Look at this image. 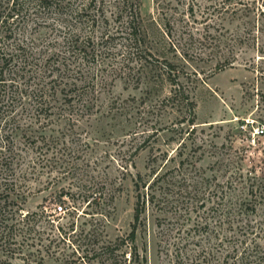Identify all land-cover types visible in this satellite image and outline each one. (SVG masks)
I'll return each mask as SVG.
<instances>
[{
  "label": "rangeland",
  "instance_id": "rangeland-1",
  "mask_svg": "<svg viewBox=\"0 0 264 264\" xmlns=\"http://www.w3.org/2000/svg\"><path fill=\"white\" fill-rule=\"evenodd\" d=\"M141 3L152 52L174 64L194 111L158 60L105 69L92 101L57 95L47 118L28 100L4 135L26 159L18 198L8 189L20 208L10 223L26 248L23 220L39 212L43 242L31 250L42 254L5 249V264H264V0ZM167 162L173 183L156 185L139 259L135 183Z\"/></svg>",
  "mask_w": 264,
  "mask_h": 264
},
{
  "label": "trees",
  "instance_id": "trees-1",
  "mask_svg": "<svg viewBox=\"0 0 264 264\" xmlns=\"http://www.w3.org/2000/svg\"><path fill=\"white\" fill-rule=\"evenodd\" d=\"M141 1L0 0V138L5 142L0 145V264H5L1 258L5 249L8 255H21L25 249L31 258L37 252L42 254L41 250H31L43 242L42 232L35 227L39 225V212H29L23 220L28 224L26 248L19 247L17 239L18 233L24 231L19 228L21 224L14 222L15 217L10 223V215L20 210L15 206L21 187L17 168L26 159L15 144L6 142L9 138L4 135L8 124L22 121L25 112L20 107L28 100L47 107L44 112L36 110L38 116L47 118L54 114L47 112L53 97L63 95L70 103H89L104 80L101 73L105 69L120 72L149 62L165 65L162 67L169 81L181 87L175 96H187L194 111V102L173 73L174 64L169 60L161 62L152 52L143 27ZM154 159L157 161L156 156ZM9 170L13 173L10 181L4 176ZM174 170L167 162L154 168L150 175L139 174L135 183L137 202L129 239L134 243L132 255L139 259L135 243L141 219L156 198V185L172 184ZM10 185L17 195L14 201L10 200ZM251 234H257L256 228ZM146 259L142 257L139 264H147Z\"/></svg>",
  "mask_w": 264,
  "mask_h": 264
},
{
  "label": "built area",
  "instance_id": "built-area-1",
  "mask_svg": "<svg viewBox=\"0 0 264 264\" xmlns=\"http://www.w3.org/2000/svg\"><path fill=\"white\" fill-rule=\"evenodd\" d=\"M258 134H264V130L259 128L258 130ZM57 211L61 214V213H65L66 212V209H65V206L60 204L57 206Z\"/></svg>",
  "mask_w": 264,
  "mask_h": 264
}]
</instances>
